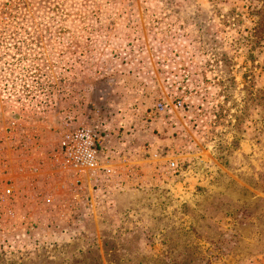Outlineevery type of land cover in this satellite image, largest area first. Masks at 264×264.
<instances>
[{
    "label": "rangeland",
    "instance_id": "1",
    "mask_svg": "<svg viewBox=\"0 0 264 264\" xmlns=\"http://www.w3.org/2000/svg\"><path fill=\"white\" fill-rule=\"evenodd\" d=\"M262 8L0 0L1 125L91 127L112 171L0 179V264H264Z\"/></svg>",
    "mask_w": 264,
    "mask_h": 264
},
{
    "label": "built area",
    "instance_id": "2",
    "mask_svg": "<svg viewBox=\"0 0 264 264\" xmlns=\"http://www.w3.org/2000/svg\"><path fill=\"white\" fill-rule=\"evenodd\" d=\"M23 122L15 117L5 121V126L0 122V179H8L7 186L1 191V197L16 196V186L20 179L31 184L29 177L46 166L50 156L52 162L76 175L112 174L108 166L100 163V139L91 127L81 126L67 131L49 149L46 143L48 139L43 135L31 138L29 131L20 129ZM42 156L44 160H41ZM175 167L174 163L171 164L172 169Z\"/></svg>",
    "mask_w": 264,
    "mask_h": 264
},
{
    "label": "trees",
    "instance_id": "3",
    "mask_svg": "<svg viewBox=\"0 0 264 264\" xmlns=\"http://www.w3.org/2000/svg\"><path fill=\"white\" fill-rule=\"evenodd\" d=\"M259 17L258 26L255 29V36L260 38L264 34V8L260 9V11L256 12Z\"/></svg>",
    "mask_w": 264,
    "mask_h": 264
}]
</instances>
